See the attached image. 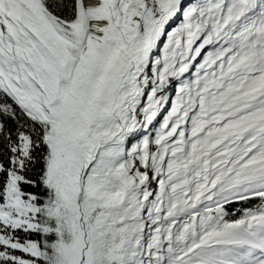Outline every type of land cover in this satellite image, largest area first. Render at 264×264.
I'll return each instance as SVG.
<instances>
[{
  "label": "snow or ice",
  "instance_id": "6c2138e0",
  "mask_svg": "<svg viewBox=\"0 0 264 264\" xmlns=\"http://www.w3.org/2000/svg\"><path fill=\"white\" fill-rule=\"evenodd\" d=\"M0 264H264V0H0Z\"/></svg>",
  "mask_w": 264,
  "mask_h": 264
}]
</instances>
